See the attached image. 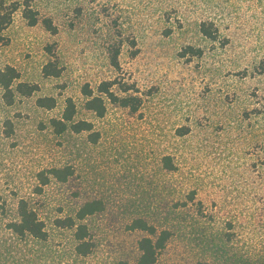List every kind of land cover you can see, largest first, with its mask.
Returning <instances> with one entry per match:
<instances>
[{
	"label": "rangeland",
	"instance_id": "374dc122",
	"mask_svg": "<svg viewBox=\"0 0 264 264\" xmlns=\"http://www.w3.org/2000/svg\"><path fill=\"white\" fill-rule=\"evenodd\" d=\"M17 1L56 31L30 25L20 7L2 31L0 69L12 65L37 85L10 105L0 90V193L9 207L25 197L50 221L102 200L86 220L107 258L133 251L140 232L126 226L141 216L172 232L158 264H264V0ZM202 21L217 28L214 40ZM49 60L57 76L42 73ZM114 78L140 97L137 110L108 101L101 117L86 110L81 88ZM39 96L55 106H37ZM66 97L74 119L99 133L95 142L48 126ZM65 164L73 167L66 182L33 193L39 170Z\"/></svg>",
	"mask_w": 264,
	"mask_h": 264
},
{
	"label": "trees",
	"instance_id": "16d2710c",
	"mask_svg": "<svg viewBox=\"0 0 264 264\" xmlns=\"http://www.w3.org/2000/svg\"><path fill=\"white\" fill-rule=\"evenodd\" d=\"M19 7L22 17L27 19L30 25L41 21L46 30L51 33L56 31L51 19L40 18L38 12L33 10L27 1L0 0V42L4 40L2 31L8 26L12 14ZM199 29L205 37L210 40L215 39L217 28L212 22L202 21ZM47 51L52 56L50 46L47 47ZM53 64L54 62L49 60L42 67V73L46 76H57L59 69ZM260 65L264 72V64L260 62ZM113 85H116L117 91L112 89ZM130 89V86L121 84L116 78L100 82L95 90L85 85L81 88V93L85 97L83 106L98 117L104 115L107 101L136 111L140 97L129 94ZM0 90L3 103L10 105L17 94L29 96L37 90V85L20 81L18 70L6 64L0 69ZM55 103L53 96H39L35 99L37 106L46 109H52ZM75 113L74 101L71 97H66L60 116L50 117L48 126L55 134L67 130L75 133L85 131L89 141L95 142L99 133L93 130L90 121L75 120ZM184 133L186 130L178 132L179 135ZM1 134L3 137L13 134V122L10 118L3 120ZM161 163L168 171H175L177 168L170 155H164ZM72 174L73 167L70 164L45 167L35 175L33 193L40 194L43 187L51 180L66 182ZM192 195L193 191L189 197L191 198ZM177 204L175 203L173 207L176 208ZM197 204L200 207V202ZM102 208V200L86 199L73 214L56 216L49 221L41 217L27 198L19 196L11 208L7 199L0 193V264H158L159 255L172 232L169 228L158 226L141 216L131 218L126 226L131 232H140L134 241L131 253L118 258L99 256L98 242L86 219Z\"/></svg>",
	"mask_w": 264,
	"mask_h": 264
}]
</instances>
